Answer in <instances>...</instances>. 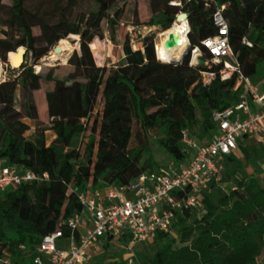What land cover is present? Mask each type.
Wrapping results in <instances>:
<instances>
[{
	"label": "trees",
	"instance_id": "obj_1",
	"mask_svg": "<svg viewBox=\"0 0 264 264\" xmlns=\"http://www.w3.org/2000/svg\"><path fill=\"white\" fill-rule=\"evenodd\" d=\"M9 1L0 0V59L12 74L0 81V159L49 174L44 181L0 192V256L6 251L21 264H29L43 237L81 208L72 188L128 184L143 172L159 169L150 151L152 139L176 163L184 162L189 152L182 143L183 129L193 136L199 131L210 135L217 128L214 112L241 100L242 88L234 89L236 76L222 80L217 75L205 85L201 72L209 67L191 64L196 46L205 58H212L202 40L216 33L213 14L218 4L227 2L229 41L242 71L251 77L264 75V0H180L182 6L170 4L172 0H149L148 25H160L163 32L180 10L188 13L187 54L171 63L156 42L159 60L154 36L143 37V51L133 49L127 35L123 62L111 73L97 65L90 42L103 34L105 19L111 28L120 22L124 8L110 12L116 0ZM205 2L209 5L203 6ZM70 34L80 35L81 42L80 51L68 59L66 76H56L53 69L37 73L28 63L13 68L8 61V54L21 46L37 61ZM221 67L222 63L213 64L211 71ZM43 82L54 83L44 92L56 134L50 144L43 132L28 139L30 125L24 120L33 117L35 91ZM153 131L161 135L153 137ZM79 134L84 136L77 138ZM248 141H239L238 148L250 159L257 149ZM223 162L225 170L241 173L242 178L217 199L210 193L216 185L212 182L203 194V211H177L174 230L179 238L158 231L152 239L157 249L143 264H264V172L246 177L236 154L225 155Z\"/></svg>",
	"mask_w": 264,
	"mask_h": 264
},
{
	"label": "built area",
	"instance_id": "obj_2",
	"mask_svg": "<svg viewBox=\"0 0 264 264\" xmlns=\"http://www.w3.org/2000/svg\"><path fill=\"white\" fill-rule=\"evenodd\" d=\"M170 4L182 6L180 0H172ZM204 4L209 5L208 2ZM226 6L227 2L217 5L213 14L216 33L202 40L203 47L212 58H205L202 48L196 46L191 50V64L199 65V59L205 60V67H209L201 72L205 85L217 75L222 80L236 76L234 89L242 88L241 100L214 112L217 128L208 140L199 142L188 128L183 129L182 143L189 152L184 162L173 161L155 171L143 172L128 184L72 188L77 193L81 208L43 237L29 264H90L91 249L105 240L114 242L129 237L134 242L145 243L152 240L158 231L173 234L177 211L190 208L204 210V191L212 182L222 179L224 156L237 155L241 140L264 141V75L251 77L242 71L229 41V23L224 14ZM182 12L185 11L180 10L176 17ZM176 17L173 24L185 22L188 36L191 29L189 15L183 20ZM130 43H134L131 35ZM132 47L144 51L143 45ZM155 52L159 59L156 42ZM195 53L198 59L194 62ZM217 63H222L221 69L211 71L213 64ZM48 178V172L39 174L24 170L0 159V192L11 186ZM0 264L21 263L4 251ZM124 264H137L135 255L129 256Z\"/></svg>",
	"mask_w": 264,
	"mask_h": 264
},
{
	"label": "rangeland",
	"instance_id": "obj_3",
	"mask_svg": "<svg viewBox=\"0 0 264 264\" xmlns=\"http://www.w3.org/2000/svg\"><path fill=\"white\" fill-rule=\"evenodd\" d=\"M9 4V0H4ZM123 7L124 10L121 14L120 22L114 28H111L108 21L105 19L102 22V35H96L90 42V48L93 52L96 63L100 67H107V73L113 72L117 65L121 64L124 59L123 43L127 38V35H131L137 48L142 47V39L144 36H154V41L160 44L163 29L160 25H148V21L151 18V12L149 10V0H116L115 6L111 9L113 13L117 8ZM34 32L38 34L39 28H35ZM115 37L116 41L114 40ZM81 37L78 34H70L64 40V43L71 45L69 51L65 52L61 58H57L52 61L49 59L51 52H56L55 46L39 60H35L34 53L26 54L23 64L28 63L33 65L37 73H46L50 69H53L54 73L58 77L66 76L70 72V66L68 65V59L71 54L78 50L80 51ZM163 41V37H162ZM163 45V42H162ZM59 50L64 48L63 45H58ZM54 49V50H53ZM13 52V51H12ZM66 53H69L66 56ZM198 56V54H197ZM195 56L194 60H196ZM11 52L8 54V61L10 63ZM67 59L66 62H64ZM11 64V63H10ZM41 67V69H40ZM40 69V70H39ZM12 76L9 64L0 59V81ZM54 83H42L40 90L35 91L36 106L32 109L33 117H26L24 120L30 125V129L26 132L28 139H35L38 134L44 133L47 143L50 144L56 137L55 132L51 129V118L47 114V101L44 92L53 87ZM17 106L22 108V94L21 91L17 92ZM101 104H99V108ZM153 137L161 135L158 131L152 132ZM212 136V133L210 134ZM210 135H205L203 131H199L195 137L201 142L209 139ZM83 134H79L77 138L83 137ZM250 147L257 149L255 155L252 158L245 157L238 148L236 153L240 157L246 177L256 176L261 177L264 172V142L251 139L247 142ZM69 147L68 150H71ZM150 151L153 154L157 166L166 164L171 159L169 153H167L161 146H159L154 139L151 140ZM164 166V165H163ZM241 173L233 174L230 169L223 172L222 180L216 182L215 187L210 191L217 199L219 194L229 192L234 187L235 182L242 178ZM172 237L179 238V233L174 231ZM157 249V245L149 240L145 243H137L132 241L129 237H123L122 239L114 242L103 241L100 245L99 252H101L99 264H103L106 260L108 264H124L125 260L129 256L135 255L136 263L143 264L149 260V257L154 254ZM264 257V254L261 258ZM108 260V261H107ZM31 262V261H30Z\"/></svg>",
	"mask_w": 264,
	"mask_h": 264
},
{
	"label": "bare ground",
	"instance_id": "obj_4",
	"mask_svg": "<svg viewBox=\"0 0 264 264\" xmlns=\"http://www.w3.org/2000/svg\"><path fill=\"white\" fill-rule=\"evenodd\" d=\"M186 29H187V25L185 24V22L182 21L180 23L172 24L170 29L163 32L161 36L160 44L158 45L157 43V49L159 47L160 51H163L168 61L181 60L184 51L189 45V38L186 35ZM170 36L173 37V40L175 42V45L173 47L168 46V42L170 41ZM162 37H163V41H162ZM162 42H163V45H162ZM59 44L63 45L64 48L59 50V47L57 45L55 46L56 52H51L49 56V59L52 61L56 60L57 58H61L63 55H65L66 51L70 52L69 50L71 48L70 44L66 42L64 43V40L60 41ZM13 54H14V51L11 53L10 60ZM68 55L69 53H66V56ZM197 59H198V56L196 60H194V62L197 61Z\"/></svg>",
	"mask_w": 264,
	"mask_h": 264
},
{
	"label": "water",
	"instance_id": "obj_5",
	"mask_svg": "<svg viewBox=\"0 0 264 264\" xmlns=\"http://www.w3.org/2000/svg\"><path fill=\"white\" fill-rule=\"evenodd\" d=\"M202 5L204 6V3H202ZM188 17V13L187 12H182L180 14L177 15L176 19L177 20H181L184 18ZM175 45V42L173 40V37L170 36V41L168 42V46L169 47H173ZM189 50V45L187 46L186 50L184 51L181 60H173L171 61V63H179L183 60L184 56L187 54ZM27 54V48L25 46H21L19 47L16 51H14V54L12 55V58L10 60L11 66L13 68H20L25 60ZM198 63L200 66L205 67V60L204 59H199Z\"/></svg>",
	"mask_w": 264,
	"mask_h": 264
},
{
	"label": "crops",
	"instance_id": "obj_6",
	"mask_svg": "<svg viewBox=\"0 0 264 264\" xmlns=\"http://www.w3.org/2000/svg\"><path fill=\"white\" fill-rule=\"evenodd\" d=\"M173 161L174 160L171 158L170 160L167 161L166 164L173 162ZM166 164H163V165H166ZM163 165H160V167H162ZM99 249H100V246H96L91 249L90 253H91L92 258H91L90 264H99L98 259H100V256H101V252H99ZM103 264H108V263H106V260H104Z\"/></svg>",
	"mask_w": 264,
	"mask_h": 264
}]
</instances>
